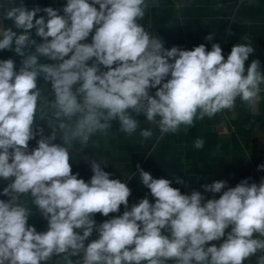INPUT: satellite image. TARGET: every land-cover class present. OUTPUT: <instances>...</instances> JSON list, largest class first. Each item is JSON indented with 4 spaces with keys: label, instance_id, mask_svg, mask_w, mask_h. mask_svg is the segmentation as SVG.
I'll list each match as a JSON object with an SVG mask.
<instances>
[{
    "label": "clouds",
    "instance_id": "9594fccd",
    "mask_svg": "<svg viewBox=\"0 0 264 264\" xmlns=\"http://www.w3.org/2000/svg\"><path fill=\"white\" fill-rule=\"evenodd\" d=\"M147 6L146 0H67L61 15L59 9L30 10L21 2L4 13L19 31L0 25V50L14 51L22 61L17 71L13 59L0 60V179L10 181L2 193L9 199L0 200V264H41L61 254L66 264L80 254L77 264H244L264 251V239L253 238L264 237V179L241 181L219 199L203 202L199 191L182 194L170 180L153 178L138 165L155 203L145 197L96 224V213L107 217L121 205L128 209L131 189L110 179L96 161L90 181L73 174L74 141L86 147L95 133L106 134L113 120L131 135L139 126L133 112L143 113L162 133H175L196 119L234 109L237 98L254 105L264 84L259 59L245 67L254 52L250 44L234 45L227 59L218 43L211 51L204 44L166 49L138 23ZM41 11L47 18H36ZM32 29L42 42L31 38ZM90 34L91 43L85 42ZM40 57L55 63H40ZM41 77L54 99L42 96ZM150 89H156L154 96ZM38 111L52 132L29 151ZM57 129L60 144L53 143ZM140 134L152 136L150 130ZM203 145L197 139L194 146ZM203 187L221 193L226 182ZM22 195H30L47 221L46 231L28 224L32 213L20 202ZM94 230L98 238L85 244ZM225 235L219 247L207 246Z\"/></svg>",
    "mask_w": 264,
    "mask_h": 264
},
{
    "label": "crops",
    "instance_id": "0c3cea01",
    "mask_svg": "<svg viewBox=\"0 0 264 264\" xmlns=\"http://www.w3.org/2000/svg\"><path fill=\"white\" fill-rule=\"evenodd\" d=\"M21 2L30 10L35 7H52L59 9V14L63 15L67 0H0V25L19 31L15 29L13 21L4 19L3 15L7 9L19 6ZM146 4L145 15L138 23L160 38L164 48L176 46L182 50H193L204 44L206 50L211 51L212 45L218 43L222 48V55L227 59L234 45L250 44L254 47V52L245 62V67L247 69L252 60L259 59L260 70L264 74V0H146ZM40 16L47 18L43 11L37 13L36 18ZM94 31L95 29L92 34ZM30 32L32 39L42 42L35 29ZM92 34L85 42L91 43ZM210 34L212 39H206ZM9 58L15 61L18 71L22 58L14 51L0 50V60ZM39 62L55 63L45 57H40ZM38 87L42 96L54 99L50 83H46L42 77L38 79ZM260 87V99L254 105L249 106L237 98L234 109L222 110L211 118L206 116L196 119L193 126L182 125L175 133H162L158 124L149 122L143 113L133 112L131 115L139 122V126L131 135L121 131L119 121L113 120L107 133H95L86 147L82 148L78 141H74L69 149L73 174H78V178L85 182L90 181L93 175L91 162L96 161L104 171L111 174L110 179L126 182L131 189L128 209L121 205L119 212L110 213L107 217L96 213V224L122 215L145 197L150 203H155L150 190L140 181L138 165L153 178L170 180L171 186L178 188L182 194L190 195L193 191H199L204 196L203 202L219 199L223 191L244 180L249 184H259L264 179V170L258 169V165L264 164V84ZM149 91L154 96L156 89ZM44 111L50 118L51 112L47 109ZM40 117L41 112L38 111L34 128L37 134L29 141V151L37 147L41 135L47 137L52 132L47 120ZM142 130H150L152 136L145 139L140 134ZM57 135L53 143L60 144L62 141L59 129ZM197 139L204 140L200 149L194 146ZM177 178L182 183H177ZM221 180L226 182L221 193L205 191L204 185ZM9 182L0 179V200L9 199L2 194ZM20 202L32 213L28 224L38 232L46 231L47 221L32 204L30 195H22ZM230 231L231 227L226 229V234ZM97 238L98 233L94 230L85 244ZM226 238L227 235L219 241L209 242L207 246L216 244L219 247ZM253 238L264 239L259 233H254ZM65 255H53L49 261L41 264H66ZM261 257H264V251H257L244 264H259ZM68 258L73 264H77L82 261V254ZM167 264H175V261L169 260Z\"/></svg>",
    "mask_w": 264,
    "mask_h": 264
}]
</instances>
